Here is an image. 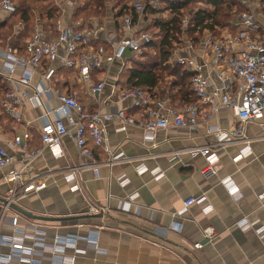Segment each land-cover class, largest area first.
<instances>
[{"label":"crops","instance_id":"crops-1","mask_svg":"<svg viewBox=\"0 0 264 264\" xmlns=\"http://www.w3.org/2000/svg\"><path fill=\"white\" fill-rule=\"evenodd\" d=\"M60 1H57L59 6ZM169 2L173 0L147 11L138 30L157 32L159 26L164 27L170 15ZM64 4L72 7L76 1L66 0ZM115 5L110 3L100 19L92 17L86 21L96 29L98 38L116 36L123 31L122 14L111 11ZM250 7L256 12L259 10L254 4ZM67 12L61 9L58 21L69 22ZM9 16L0 9V30ZM38 23L41 28L48 29L43 27L42 20ZM19 28L14 26V32ZM12 43L0 38V49ZM62 51L63 46L60 53ZM185 53L201 61L200 48L186 49ZM139 54H126L124 59L115 60L106 69L95 71L87 84L79 82L76 72L64 69L57 60L51 64L57 72L53 81L47 84L55 83L64 90L75 91L77 99L88 110L108 112L116 107L112 85L117 80L121 83L125 68L130 67L131 59ZM102 79L104 90L98 96H92L89 87ZM0 80L6 85L1 75ZM183 86L187 90L185 81ZM213 89V85L207 87L209 92ZM57 105L55 99L43 100L42 107L27 104L21 111L20 124L0 114V146L17 158L14 167L0 172V196H4L12 185L3 177L9 179L10 170L20 167L21 154L25 157L30 149L39 146V131L47 121L44 111ZM121 106L127 107L128 102ZM128 110L131 114L136 113L133 108ZM206 111L203 106V114ZM234 122L230 109L210 120L221 128H230ZM119 125L117 120L107 122L105 136L110 148L121 152L125 159L111 165L101 163L96 171L84 170L81 173L82 191H71V182L64 178L70 166L88 162L75 147L73 128L62 138V156L55 157L49 149H43L23 172L28 181L23 179L21 182L32 181L44 186L27 191L16 203L34 216L50 219H32L11 209L4 212V217L16 218L15 227L26 234L22 242L34 250L35 259L41 257V264H56L51 260L53 238L76 235L74 247L65 245L61 253H56L61 257V264H264V118L254 120L246 127L247 135L252 139L251 153L247 157L238 156L240 145L226 146L210 154L211 170L203 156L182 151L213 139L206 134V123L193 130L173 127L159 130L151 142L143 138L140 128L128 126L125 131H117ZM15 135L28 140V150L9 145L8 141ZM94 152L96 160L103 162V154L98 149ZM119 178L125 179L124 185L120 184ZM199 195L205 197L202 203H192L184 213L177 214L186 198ZM89 203L104 207L106 211L80 217L87 212ZM71 216L78 218L69 219ZM209 226L216 232L212 239L204 238L202 233ZM36 230L44 232L45 246L41 249L34 243V237L40 235ZM12 233L10 222L0 224V235L9 237ZM91 235L96 237L95 242L90 240ZM197 242L202 245L199 249L194 248ZM12 252L16 255L12 261L28 264L19 262L16 259L18 252L3 244H0V262Z\"/></svg>","mask_w":264,"mask_h":264},{"label":"built area","instance_id":"built-area-1","mask_svg":"<svg viewBox=\"0 0 264 264\" xmlns=\"http://www.w3.org/2000/svg\"><path fill=\"white\" fill-rule=\"evenodd\" d=\"M168 1L170 0H124L127 13L121 16L123 31L116 36L98 38L96 29L82 19L67 23L56 21L48 29L41 28L37 21L31 36L25 42L22 54L10 46L0 49V75L8 87L0 97V114H5L20 124L21 111L27 104L36 108L43 106V100L55 99L58 102L57 106L44 111L47 121L39 131V146L30 149L25 157L21 154L20 167L10 170L9 179L3 177L12 185L3 196L7 203L0 213V224L10 222L13 233L9 237L0 235V244L18 252L16 259L19 262L41 264L42 258L33 257L34 250L22 242V237L26 234L15 227L16 218L8 219L4 217V212L9 209V203L16 202L27 191L43 188V183L21 182L23 179L28 181L23 172L28 170L30 162L43 149H49L55 157L62 156V138L71 132V128L77 151L88 160L67 169L64 178L71 182V191H82L81 173L84 170L96 171L101 163L111 165L125 159L121 152L110 148L105 136V125L111 120L120 123L117 131H125L128 126L140 128L144 133L143 138L149 142L159 130L169 127L193 130L201 123H206V134L213 139L202 146L182 151L206 158L209 170L213 163L209 156L213 151L240 145L238 156L247 157L251 153L252 139L247 135L246 127L250 122L264 118V0H235L245 9L238 11L235 7L230 26L222 28L214 25V31L196 28L190 34L188 26L193 14L183 17L181 33L177 41H172L168 62L189 74V78L185 79L189 101L185 104H175L168 97L153 96V92L146 88L121 84L117 80L111 87V93L115 94V109L108 112L97 109L91 111L77 99L75 91L64 90L55 83L47 84L53 81L57 72L51 66L57 60L64 69L76 72L79 82L87 84L95 71L106 69L115 60L124 59L126 54L132 56L145 49L153 36L151 32L138 30V25L147 11L157 9ZM250 4L256 5L259 10L254 11ZM0 9L11 14L15 11V4L11 0H0ZM61 46L63 51L60 53ZM194 48H200L201 61L186 55V49ZM210 85L214 86L211 92L207 90ZM104 86V79L99 80L89 87V93L98 96ZM123 102H128L129 107L121 106ZM203 106L207 110L205 114L202 112ZM129 108L135 109L136 113H129ZM226 109H230L235 118L230 128L210 123L212 117L221 116ZM8 143L23 151L29 149L28 140L20 135H15ZM95 149L103 154V162L96 160ZM16 159L14 153L10 154L0 146V172L14 167ZM119 180L120 184H125L124 178ZM204 199L203 195L189 196L183 201L177 214L181 215L189 205L200 204ZM105 211L104 207L91 203L87 205L88 214ZM36 233L40 235L35 234L34 243L41 249L45 246L44 232L36 230ZM202 233L206 239H212L216 235L211 226L204 228ZM77 239L76 235L55 236L51 260L61 264V257L56 253L62 251L65 245L74 247ZM90 240L95 242L96 237L91 235ZM201 246L199 242L194 244L196 249ZM14 255L12 252L4 256L0 264H18L12 261Z\"/></svg>","mask_w":264,"mask_h":264},{"label":"trees","instance_id":"trees-1","mask_svg":"<svg viewBox=\"0 0 264 264\" xmlns=\"http://www.w3.org/2000/svg\"><path fill=\"white\" fill-rule=\"evenodd\" d=\"M51 1L46 4L45 15L41 18L36 17L37 15L35 16L36 18H33L32 6L28 0H21L18 6L15 5V11L10 16L14 17L17 15L20 28L16 31V33L19 32L16 34V39L11 44V48L17 49L22 54L24 52L25 42L31 36L33 26L37 21L42 20L43 27L50 28L59 20L57 16L58 5L53 0ZM98 4H100L98 0H92L90 13L88 15L86 14L88 18L90 16L94 17L96 8L99 6ZM80 6L75 9L76 13L72 14L74 18L72 20L79 19V17L75 16H77V10L82 7ZM197 6L199 7L198 10L194 11V8ZM125 7L123 4L119 12L120 15L127 13ZM235 7L238 11L245 9L243 5L238 4L235 0H173V2H169L168 8L170 9V15L167 19L166 26L159 29L153 35L152 41L146 45V49H142L136 58L133 57L131 59L130 67L125 68L122 74L123 79L121 80V84L146 88L153 92V96L169 97L174 103H187L189 98L183 82L189 78V74L183 71L181 67L172 66L168 62L171 53L170 50L173 46L172 41H177L178 35L181 33L183 17L193 14L190 25L188 26V32L193 34L196 28L213 30L214 25L222 28L230 26L231 19L234 16L232 10ZM84 18L82 17L83 21H85ZM26 26H29L30 30V34L27 36L22 32ZM153 48L155 49L154 53L148 51ZM168 76L171 77L169 82L166 80ZM7 88V83L5 85L0 80V95Z\"/></svg>","mask_w":264,"mask_h":264},{"label":"rangeland","instance_id":"rangeland-1","mask_svg":"<svg viewBox=\"0 0 264 264\" xmlns=\"http://www.w3.org/2000/svg\"><path fill=\"white\" fill-rule=\"evenodd\" d=\"M11 1H13L16 6H18V4L21 2V0H11ZM28 1H29L30 5L32 6L33 18L36 15H37L36 17L41 18L43 15H45V6H46V4L48 2H50L51 0H33V1L28 0ZM57 1L56 0H53V2L56 3V4H57ZM65 1L66 0H61L60 1L61 6H59L57 4L58 5V12H57V16L58 17L61 14V9H63L65 11L68 10L67 13H68V16L70 17L69 21L72 20V19H74L72 17V14L76 13L75 12L76 11L75 9L79 5H81L82 7L80 6L81 8H79L77 10V14H76L77 16H75V15L74 16L75 17H79V19H82V17L83 18L86 17V18H84L85 21H88L89 19L92 18L90 15H89L90 16L89 18L87 17L88 13H90V6L92 5V0H75L76 1V5H74L72 7H69V6L65 5L64 4ZM98 3H100V4H98L99 6L96 8V13L94 14V17L100 19V17H103V15H105V11L110 6V3L111 4L116 3V5L111 8L112 9L111 10L112 13L115 12V10H116V12H115L116 14H117V12L121 11V8L123 7V4H124V0H109V1H107V0H98ZM198 8H199L198 6L195 7L194 8V11H197ZM38 14H40V15H38ZM150 23H151V25H153V22L152 21H150ZM2 25H3V28L0 30V38L3 39V42H6L8 40L9 42H13L14 43V41L16 39V36H17V35H14L16 33V32H14V26H17L18 25L20 27V23L17 20V15H15L14 17L9 16L8 19H6L3 22ZM22 32H24L23 34L25 36L29 35L30 34L29 26L24 27ZM151 32H152V36H153L155 34L154 32H156V31H153L152 30ZM150 52L151 53H154L155 52V49L153 48ZM170 78L171 77L168 76L166 78V80L169 82L171 80Z\"/></svg>","mask_w":264,"mask_h":264},{"label":"water","instance_id":"water-1","mask_svg":"<svg viewBox=\"0 0 264 264\" xmlns=\"http://www.w3.org/2000/svg\"><path fill=\"white\" fill-rule=\"evenodd\" d=\"M0 203H2L3 205H5L7 203L6 199L3 196H0ZM8 208L14 211H17L19 213H21L22 215L32 218V219H50V218H46V217H41V216H34L33 214H31L30 212L26 211L25 209H23L22 206H20L18 203L16 202H11L8 205ZM97 215V214H96ZM100 215V214H99ZM98 215V216H99ZM91 216L90 214H88L87 212H85L84 214H82L80 217H89ZM94 216V215H93ZM78 218V216H71L69 217V219H75ZM56 220L59 219H67V218H55Z\"/></svg>","mask_w":264,"mask_h":264}]
</instances>
